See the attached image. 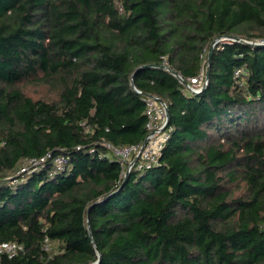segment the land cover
<instances>
[{"label": "trees", "instance_id": "obj_1", "mask_svg": "<svg viewBox=\"0 0 264 264\" xmlns=\"http://www.w3.org/2000/svg\"><path fill=\"white\" fill-rule=\"evenodd\" d=\"M222 36L263 38L264 0H0V242L25 247L0 264H264V45H214L199 94L162 67L206 72ZM143 94L170 137L124 179L107 143L145 140Z\"/></svg>", "mask_w": 264, "mask_h": 264}, {"label": "built area", "instance_id": "obj_2", "mask_svg": "<svg viewBox=\"0 0 264 264\" xmlns=\"http://www.w3.org/2000/svg\"><path fill=\"white\" fill-rule=\"evenodd\" d=\"M229 40H238L255 45H264V39L258 41H248L245 39L239 40L232 36H222L216 39V44L221 41ZM242 72V69H238L235 76L240 77ZM186 81L187 85H185V87L191 93H200L208 83L207 75L204 69H202L198 75L189 77ZM134 88L137 92L143 93L136 86H134ZM143 98L146 102V128L148 131L145 140L140 143L121 147L107 143V146L113 151V153L119 158L121 162L123 177H125L127 170L130 172L133 169L145 171L159 165L163 149L170 137L171 128H168L166 102L159 96L152 94H143ZM82 125L85 126L87 131L90 130V126H87L85 122H82ZM78 148H81V146H78ZM50 159L54 164L55 173L61 172L66 168L67 158L65 155L60 154L53 157L52 152H48L42 157H32L25 159L21 164L17 174H29L31 172L40 170ZM24 249V245L17 241L0 242V258L2 255H7L8 257L12 258ZM44 249L47 251L51 249V243L48 239L44 243Z\"/></svg>", "mask_w": 264, "mask_h": 264}, {"label": "water", "instance_id": "obj_3", "mask_svg": "<svg viewBox=\"0 0 264 264\" xmlns=\"http://www.w3.org/2000/svg\"><path fill=\"white\" fill-rule=\"evenodd\" d=\"M237 38V37H236ZM237 39H239V40H241L240 38H237ZM216 44V40L215 41H213V44L211 45V47H210V50H209V57H208V65H207V69H206V75H207V79L210 77V70H211V61H212V54H213V51H214V45ZM163 68H168L175 76H177L178 78H179V80L183 83V84H185V85H187V81L179 74V73H177L174 69H172V68H169L168 66H166V65H163L162 66ZM205 89V87L203 88V90ZM195 94H199V93H195ZM166 112H167V119H168V121H169V117H170V110H169V107L168 106H166ZM146 143V142H145ZM144 143V144H145ZM129 174H130V171L129 170H127L126 171V173H125V177H124V179H127L128 178V176H129ZM99 256H100V254H99ZM100 262V257H99V259L94 263V264H98Z\"/></svg>", "mask_w": 264, "mask_h": 264}, {"label": "rangeland", "instance_id": "obj_4", "mask_svg": "<svg viewBox=\"0 0 264 264\" xmlns=\"http://www.w3.org/2000/svg\"><path fill=\"white\" fill-rule=\"evenodd\" d=\"M261 39H264V37L263 38H256L255 40H252V41H258V40H261ZM260 42V41H259ZM256 45H259V44H256ZM53 246V244H51V247Z\"/></svg>", "mask_w": 264, "mask_h": 264}]
</instances>
